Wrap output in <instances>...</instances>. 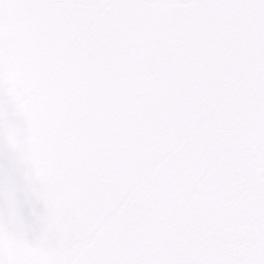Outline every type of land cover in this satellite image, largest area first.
I'll return each instance as SVG.
<instances>
[{
    "label": "snow or ice",
    "instance_id": "6c2138e0",
    "mask_svg": "<svg viewBox=\"0 0 264 264\" xmlns=\"http://www.w3.org/2000/svg\"><path fill=\"white\" fill-rule=\"evenodd\" d=\"M0 264H264V0H0Z\"/></svg>",
    "mask_w": 264,
    "mask_h": 264
}]
</instances>
